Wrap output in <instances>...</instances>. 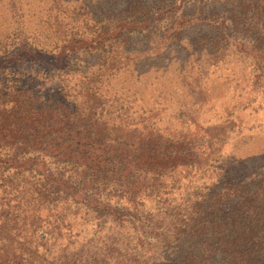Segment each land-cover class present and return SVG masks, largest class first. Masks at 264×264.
<instances>
[{
	"label": "trees",
	"instance_id": "16d2710c",
	"mask_svg": "<svg viewBox=\"0 0 264 264\" xmlns=\"http://www.w3.org/2000/svg\"><path fill=\"white\" fill-rule=\"evenodd\" d=\"M204 1L132 5L94 21L93 39L74 34L61 55L48 47L52 42L35 43L15 30L16 49L3 46L14 62L0 61V264H62L49 261L51 253L40 246L58 236L63 211L74 204L98 218L129 222L138 240L153 237L175 252L151 261L136 243L124 264H264V163L237 173L229 158L191 192L201 167L193 147L154 133L134 146L109 130L102 102L92 94L70 97L62 78L80 61L90 68L73 51H95L99 60L91 65L117 68L132 35L172 42L203 22L215 28L200 47L210 63L230 55L250 61L253 84L264 89V0H220L221 11L186 18L187 3ZM28 56L30 65L21 67ZM41 72L44 80L37 81ZM224 132L212 138L221 141Z\"/></svg>",
	"mask_w": 264,
	"mask_h": 264
},
{
	"label": "rangeland",
	"instance_id": "374dc122",
	"mask_svg": "<svg viewBox=\"0 0 264 264\" xmlns=\"http://www.w3.org/2000/svg\"><path fill=\"white\" fill-rule=\"evenodd\" d=\"M159 1L0 0V61L3 65L14 62L15 54L4 57L3 46L10 51L16 49L18 43H10L16 29L22 28L28 40L35 37V43L52 42L48 47L59 55L67 50V40L74 34L91 39L96 29L94 21L123 14L132 5L148 7ZM204 2L187 3L186 18L224 8L220 0ZM122 26L116 25L115 31ZM214 33L215 28L203 22L184 28L172 42L170 38L150 41L143 33H136L129 39L128 51L117 58L118 67L110 69L91 65L99 60L95 51L87 50L88 56L82 54L83 50L73 51L86 59L90 68L80 61L76 69L62 77L70 97L77 94L79 100L92 94L102 102L109 130L125 136L134 146L154 133L151 137L161 135L193 147L201 167L188 185L191 192L195 185L210 181L212 171L216 175L219 165L228 163L229 158L237 173L264 163V89L253 84L250 61L230 55L224 61L210 63L205 52L201 53L200 47L206 45L202 39ZM26 59L21 67L30 65L32 58ZM84 68L89 69V79ZM44 77L41 72L36 80ZM86 79L88 85L83 82ZM45 82L51 85L50 80ZM221 129H225L222 140L212 138ZM42 213L45 217L47 211ZM63 215L61 232L40 246L51 253L49 261L124 264V256L135 252L136 243L139 253L143 251L151 261L175 254L153 237L138 240L140 236L129 222L98 218L86 206L74 204L65 208Z\"/></svg>",
	"mask_w": 264,
	"mask_h": 264
}]
</instances>
